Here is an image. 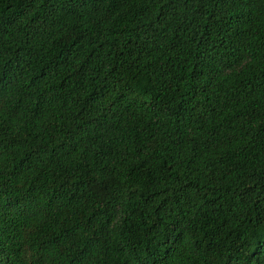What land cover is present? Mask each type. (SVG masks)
I'll return each mask as SVG.
<instances>
[{"label": "trees", "instance_id": "1", "mask_svg": "<svg viewBox=\"0 0 264 264\" xmlns=\"http://www.w3.org/2000/svg\"><path fill=\"white\" fill-rule=\"evenodd\" d=\"M0 264H264V0H0Z\"/></svg>", "mask_w": 264, "mask_h": 264}]
</instances>
